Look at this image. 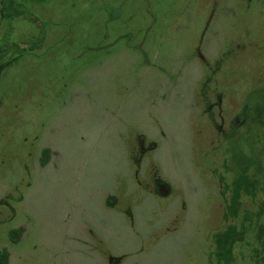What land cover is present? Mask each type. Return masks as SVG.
<instances>
[{"label":"rangeland","instance_id":"rangeland-1","mask_svg":"<svg viewBox=\"0 0 264 264\" xmlns=\"http://www.w3.org/2000/svg\"><path fill=\"white\" fill-rule=\"evenodd\" d=\"M47 2L5 41L0 264H225L228 226L264 264V0Z\"/></svg>","mask_w":264,"mask_h":264},{"label":"flooded vegetation","instance_id":"flooded-vegetation-1","mask_svg":"<svg viewBox=\"0 0 264 264\" xmlns=\"http://www.w3.org/2000/svg\"><path fill=\"white\" fill-rule=\"evenodd\" d=\"M47 1L48 0H0V24H1L0 41H3V43H5L6 36L7 39L8 37L12 39L13 37L19 36L21 37V39H28L29 41L30 39H32V43L25 47H33L34 45L37 46L39 44H42L41 39L44 36L43 32L45 31L46 28H47L46 30H48V26L52 23V21L45 18H41L38 12V8L41 6H45L47 8L48 6ZM25 10L26 12H30V14L26 13L30 16L24 15ZM23 20L32 23L31 25L32 30H34V25L39 26L40 31H38L39 32L38 35L35 36L33 31L31 32L30 38H22L23 36L17 35L16 34L17 32L14 31V29L17 26V24H21ZM41 20L43 21V23L41 22ZM6 24L9 25V27H7ZM13 31L15 33L14 36L12 35ZM18 32L20 33V31ZM8 48H11V45L6 46V43L0 46V74L4 72V69L7 65L13 62L12 59H8L6 56ZM252 95L255 96V98L257 97L262 102H264V93L260 92V90H257ZM247 117H248L247 111L245 110V107H243V109L232 118L233 119L232 126H235L236 124L240 125L252 119V116H249L248 120ZM243 171L239 172L238 173L239 175L236 176L234 186H240V184H243L244 186L247 185L249 186V179L247 177V174ZM161 182L162 181H158L160 188H163L165 182H163L164 184H162ZM263 187H264V182H263ZM263 203H264V198H263ZM228 228L230 229L231 227L228 226ZM234 235L235 232H233V238Z\"/></svg>","mask_w":264,"mask_h":264},{"label":"trees","instance_id":"trees-1","mask_svg":"<svg viewBox=\"0 0 264 264\" xmlns=\"http://www.w3.org/2000/svg\"><path fill=\"white\" fill-rule=\"evenodd\" d=\"M239 186H235L234 192L232 194V203L235 205L237 198H238V188ZM233 207V206H232ZM233 230H230L228 232H226L224 235L221 234H217L215 237V241H216V245H217V249H216V254H217V260L218 261H222L225 264H228V257L230 256V246L232 243V239H233ZM15 235H19V231L18 230H14L12 232V237H14ZM7 252L3 251L0 252V263H2L4 261V259L6 258Z\"/></svg>","mask_w":264,"mask_h":264}]
</instances>
